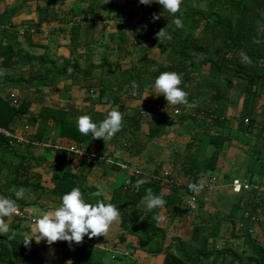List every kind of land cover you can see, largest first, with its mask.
I'll list each match as a JSON object with an SVG mask.
<instances>
[{
    "label": "trees",
    "instance_id": "1",
    "mask_svg": "<svg viewBox=\"0 0 264 264\" xmlns=\"http://www.w3.org/2000/svg\"><path fill=\"white\" fill-rule=\"evenodd\" d=\"M69 1L71 8L63 12V6ZM6 2L0 0V127L14 133L20 129L31 142L57 145L60 139H65L82 149H89L97 138L93 139L91 134L83 135L78 130L80 116L75 115L73 107L57 109L46 104V88L52 93L62 82L73 80L81 85L84 82L88 93H93V83L99 81L101 85L96 102L100 104L106 100V103L117 106L124 100H140L146 87L154 86L161 72L176 71L182 74L181 87L189 94L186 104H168L176 120L167 121L160 116L146 134L141 129L148 116L142 114L146 107L143 106L132 117L125 118L121 130L113 139L121 138V148L140 155L144 142L160 138L169 125L188 126L191 136L189 146L194 147L200 156L206 148L213 149L209 158L203 161L196 153H190L180 168L174 167L178 176H188L192 183H197L203 174L214 175L222 150L230 140L222 133L230 123L226 111L243 98L239 131L250 137L249 164L256 167L248 180L250 183L264 181V125L255 130L259 99L264 93V0H183L180 11L174 14L183 20V28L176 27L173 14L163 10L158 2L143 5L139 0H127L126 4L138 6L142 17L135 24L131 23L133 18H128V24L121 21L117 32L107 41L105 38L96 39V28L103 19H117L113 14L121 13L128 6L119 5L118 0H15L2 10L1 5ZM33 2L36 3L37 21L17 25L14 19L30 10ZM154 15H158L159 19L154 20ZM56 21L70 26L69 30H63V34L70 41L72 60L54 59L49 47L44 48L34 41V35L40 34L44 23ZM165 27L172 38L159 40L157 33ZM95 47L103 48L98 63L94 60ZM37 48L45 53L39 55ZM156 50L159 51V62L150 58ZM245 55L250 62L244 59ZM233 83L238 84L235 100L229 96V92L234 90ZM164 107L163 104L157 109L155 105L151 109L162 110ZM176 111L178 114H175ZM86 114L97 122L105 119L102 112L95 110ZM34 148L33 144L12 145L9 139L0 135V175L3 170H8L4 183L0 184V196L17 199L21 213L26 214L27 208L39 204L44 195L51 196L58 207L63 194L78 187L90 203L103 200L106 204L116 205L120 209L124 233L137 237L138 244L148 255H163V264H217L219 259L229 257L230 260H224L223 264H264V247L256 236L249 233L251 221L242 219L239 229H236V213L243 211L258 215L257 212L262 211V194L255 191L243 194L230 216L233 222L230 239L243 240L250 251L247 256V249L242 252L238 248L233 250L230 243L224 244L222 249L217 247L227 219L222 220L218 215V219L205 220V203L197 196L196 209H188L181 190L190 196L195 195V191L189 186L178 187L176 175L169 174L167 177V180L175 181L172 184L164 182L163 174L149 176L140 170L142 173L134 174L128 183L118 185L113 190V199L107 202L103 194L99 197L95 195L99 189L87 188L67 168L55 171L54 189L46 191L40 182L30 183L31 171L39 162ZM51 149L55 150L45 149V156L52 155ZM55 153L58 161L67 156L64 151L55 150ZM14 156L19 160L16 165L13 164ZM110 167L117 171L121 169L116 161ZM140 180L144 183L138 185ZM11 187L17 190L8 192ZM21 187L31 191L35 200L17 198L15 193ZM149 189L165 199L171 221L175 222L184 214L186 218H194L191 221L194 227L184 235L188 240L180 236L168 239L167 231L158 226L159 208L145 214L139 207L140 202L147 199ZM22 221L12 224L8 232L0 234V264H28L29 260H35L37 264H63L60 260L44 258L35 248L34 241L30 245L24 244L25 239L20 237V233L24 232ZM25 231L31 233L29 229ZM120 241L124 242L125 238L121 237ZM60 246L64 259L70 260L71 264H136L129 256H108L83 241L78 244L72 242L71 245L63 241ZM112 256H115L114 259Z\"/></svg>",
    "mask_w": 264,
    "mask_h": 264
},
{
    "label": "crops",
    "instance_id": "2",
    "mask_svg": "<svg viewBox=\"0 0 264 264\" xmlns=\"http://www.w3.org/2000/svg\"><path fill=\"white\" fill-rule=\"evenodd\" d=\"M104 1L109 2L111 0ZM126 2L127 0H118V4L122 6H127L128 4H126ZM32 4H34V9L31 10L30 8L31 11L28 10L27 12L20 14L21 16H24L28 13L27 19H24L21 23H17V21L14 20L17 25L22 26L23 22L34 20L37 21L38 17L36 13V3L33 2ZM67 7L63 8V12L69 9L70 6ZM107 15L108 13L106 14V16ZM114 15H116L118 18L115 20L103 19L102 21H100V23H98V26L96 28L97 40L105 38L104 40L107 41L109 36L117 32V27L121 21H125V23L128 24V18H133V21L131 23L135 24L136 21L142 17V13L140 12L138 6H135L134 4L128 5L125 9H122L121 13L116 12L115 14H113V16ZM65 29L69 30L70 26H63L60 24V22L57 21L51 22L50 24L44 23L40 34L34 35V41L39 43L40 46L42 45L44 48L49 47V53L51 54L52 58L57 59L58 57H60L61 59L72 60V54L69 51L70 41L68 37L65 38L63 34V30ZM47 32H53L51 33L53 34V41H51V37H48ZM51 42H53L54 44H52ZM63 48L68 52L67 55L59 54L58 56H55L56 54H52L53 49ZM36 50L39 55L45 53L41 48H37ZM102 51L103 48H96V58L94 59L96 63L100 62L103 54ZM154 52H157V55L154 56L152 53L150 55V58L153 61L156 60L157 62H159V51L156 50ZM126 67L127 66H124V68ZM93 85V93H88L86 84L84 82L81 85L74 82L73 80L62 82L52 93L48 88H46L44 90L47 96L46 98L48 100H46V104H49V106L57 109H69V107H73L75 115L78 117L92 110H95L96 112H102L106 118L108 113L111 110L115 109L122 112L123 121L125 120V118L132 117L135 111L142 109L143 106H147L148 104H151L153 106L164 104L165 107L164 109L162 108V110L151 109L149 115L142 123V132L146 134L149 132L151 124L157 123L159 121L160 116H164L167 121L171 119H173L174 121L176 120V117H174V115H172L171 113V109L168 108L171 105H168L165 97L161 96L162 94L158 96L155 95L153 86L146 87V90L140 96V100H132L131 102H134L132 106H130L129 102L126 100H124L117 106H112L111 104L106 103V100H104L100 104L96 102L99 96L101 83L97 81L93 83ZM233 86L234 90L229 92V96L232 97V99L234 98L235 100V87H237L238 84L233 83ZM260 99H262L264 102V93L262 94ZM242 111L243 98L240 99L239 103L236 106L230 107L226 111V117L230 123L227 126V129H225L224 131L222 130V133L225 134L226 137H229L230 140L226 143L224 149L222 150L217 169L212 176L217 178L216 184L212 186L211 189L207 188L209 179L212 175L211 173L203 174L200 180L195 183L200 186V190L198 192H195L194 194L200 199L202 198L205 203L204 211L206 215H204L203 217L205 220L218 219V215L221 217V215L223 214L226 216L228 215L227 217H229V220H231L230 216L240 200V196H236L235 194H233L231 190V182L234 179H239V174L242 169L248 168L246 170H253L252 165L248 164V152L250 149L248 141L250 140V137L248 135L244 136L243 132L239 131V123L241 121L240 119ZM190 112H193V110H190ZM256 120L257 123L255 126V130L258 131L262 128V125H264V104H258ZM186 130H189V127L186 125L182 127L169 125L166 129V132L160 138L153 139L148 143H146V141L144 142V150L140 155L131 154L130 152L121 148V138L113 139L112 137L111 139L105 141L102 138H97V140L91 145V147L89 149L85 148V150L91 151L95 155L104 157L106 159L104 162H88L85 160H80L67 151H64L67 153V156H65L61 161H58L57 155L55 153V148V150L51 149V156H45L46 148H34V155L38 157L39 164L36 163V167L31 171L30 183L36 184L37 182H40L41 186L45 188L46 191H51L54 189L53 175L55 171L59 169L62 170L69 168L71 169V172L73 174L77 175L80 178L82 184H84L87 188L95 187L99 189L107 202H110L113 199V190L120 184L123 185L125 183H128L130 178L133 177L134 171L136 169L142 170L144 174L149 176H152L153 174L164 175V172H170V174H172L174 177L177 176L175 180L181 181L184 186H189L190 184H192V180L189 179L188 176H178V172L174 167L180 168L179 166L182 163H185L184 160L190 153H196V156L199 157L200 161H203L205 158L201 157L200 153L196 151L194 147L189 146L191 136H189L190 134L187 135ZM17 133L22 134L20 129ZM48 144L52 145L51 142H48ZM73 145L76 146V144L71 141L60 139L57 145L52 146L68 147ZM190 149L192 151H190ZM12 154L15 155L14 152H12ZM41 157H44L45 159H41ZM115 161L121 165V169H119L118 171L113 170L110 167V165H113ZM17 163H19V160L16 156H14L13 164L16 165ZM7 174L8 170H3L2 174L0 175V184L4 183V178L7 176ZM250 175L245 173V181L249 182L248 179ZM102 187L105 189V191H103L104 189L102 190ZM15 190H17L15 187H11L7 191L11 193ZM182 191L183 190H181V193ZM165 193H167V189L165 190ZM21 198H27L30 201H34L35 195L32 194V192L29 190H24V195ZM50 198L51 196L49 195H47L46 197L44 196L39 201V204L27 208L25 210V213L33 218H36L46 213L47 211L56 208L57 204L52 201V198ZM209 199H212L213 202L209 201ZM225 199L228 200L227 203L231 201L230 206L227 203L224 204ZM146 205L147 199L142 200L139 204V207L144 210L145 214L155 212L156 209L149 210ZM220 205L228 207V212L224 213L223 211H221L223 206L219 207ZM260 206L261 209H264V203H262ZM32 208H36L34 209V211L36 212L31 211ZM159 216H163L164 219H159L158 226L167 231L168 239H171L175 236H180L184 240H188V237L184 235H186V231L194 227L191 223V221L194 220L193 217L190 218V216H188L186 218L184 214V217H178L176 221L173 222L171 221V216L170 214H168V209H166V207L163 210L159 209ZM253 216H257L258 218H260V221L258 223L253 222L251 220V217ZM248 219L251 221V229L255 231L254 236L257 237L258 242L264 247V220L261 218V216L255 214L248 216ZM5 220H7V217H5ZM18 221L22 220L20 217L15 215L9 222L8 231L10 230L11 225L14 223H18ZM200 222L201 218L198 219V223ZM32 225L33 223L29 220L22 221L21 227L22 229H24V232L20 233V237L22 239H25L27 236L31 235V233H26L25 229H29L31 231ZM236 225H238L236 228L238 230L239 224L236 223ZM182 226L184 227L181 228ZM170 228L174 229L172 235L169 234ZM232 229L233 227L231 226V230L229 233L230 237L232 235ZM121 237L125 238L124 242L120 241ZM84 240L88 241L89 244H91L94 248L106 252L108 256L129 253V257H131L132 261H135L136 264H163L164 262L163 255H160L158 257L148 255L138 244L137 237L124 233L121 227V220H119V222L109 230L107 235H99L92 238H89L87 235H85ZM32 241H34L35 248L39 249L41 255L44 258L51 261L60 260L63 264H68V262L70 261L64 259V251L60 246L63 241H56L52 245L47 244L46 241L43 240L37 243L34 238ZM246 252L247 254L245 255H250V251L248 249L246 250ZM28 262V264H37L35 260H29Z\"/></svg>",
    "mask_w": 264,
    "mask_h": 264
},
{
    "label": "clouds",
    "instance_id": "3",
    "mask_svg": "<svg viewBox=\"0 0 264 264\" xmlns=\"http://www.w3.org/2000/svg\"><path fill=\"white\" fill-rule=\"evenodd\" d=\"M168 13L173 14V23L177 28H183V20L175 16L180 11L183 0H156ZM140 4L150 5L153 0H139ZM153 19H159L154 15ZM158 39H171L172 35L167 27L157 33ZM245 60L250 59L245 55ZM183 83L182 74L176 71H164L154 82L155 95H163L171 105L186 104L188 93L181 87ZM123 115L119 110H111L103 121H94L88 114L82 115L77 120L78 130L83 135L91 134L92 138H102L104 141L111 139L122 128ZM144 181H137L143 184ZM195 192L200 190V186L195 183L189 185ZM24 189L21 187L16 191L15 196L21 198ZM96 196L102 193L97 191ZM149 210L161 209L166 207V201L162 195H157L151 189L147 192V205ZM19 212L17 199L0 196V234H4L9 229V222ZM7 217V220H5ZM157 219H164L158 216ZM120 220V209L112 204L105 203L103 200L95 204L87 201L80 188L74 187L70 192L63 194L61 203L58 207L47 211L33 220L31 235L25 238L24 244L30 245L33 238L37 243L46 241L52 245L56 241H67L81 243L85 235L89 238L99 235H107L109 230ZM71 261L68 262L70 264Z\"/></svg>",
    "mask_w": 264,
    "mask_h": 264
},
{
    "label": "built area",
    "instance_id": "4",
    "mask_svg": "<svg viewBox=\"0 0 264 264\" xmlns=\"http://www.w3.org/2000/svg\"><path fill=\"white\" fill-rule=\"evenodd\" d=\"M153 106L151 104H148L145 109L143 110L142 114L144 116L149 115L151 108ZM157 109L161 108V105H156ZM175 114H178V112L176 111ZM0 135L4 136L5 138L10 140V143L12 145H30L33 144V146H35V148H55L56 150H60V151H67L68 153L72 154L74 157L80 159V160H85L88 162H102L105 161L106 159L102 156H98L95 155L93 152L82 149L78 146H52L48 143H44V142H31L27 137L24 136V134H20V133H14L11 130H8L6 128L0 127ZM142 172L140 170H135L134 174H141ZM170 172H164V175L162 176V178H165L164 182L166 183H172L175 184V181H170L167 180V177L169 176ZM217 182V178L216 177H211L209 179V184L207 186L208 189H211L212 186H214ZM176 185L182 186L183 184L179 181L176 182ZM231 190L233 192V194H235L236 196H242L245 193L251 192V191H255L258 192L262 195H264V181H255L253 183H250L248 181H241L240 179H234L231 182ZM182 193H184V201L186 203V206L188 207V209L190 210H195L197 207V198L195 195H186L184 190L182 191ZM18 217H20L22 220H29L30 222L33 223V220L35 218L29 216L28 214H24L21 212H18L16 214ZM251 220L253 222H259L260 218H258L257 216H253L251 217ZM249 233L254 235L255 231L253 229L249 230ZM83 242L89 243L88 241L83 240ZM125 256H129V253H124ZM115 256H112V259H114Z\"/></svg>",
    "mask_w": 264,
    "mask_h": 264
},
{
    "label": "rangeland",
    "instance_id": "5",
    "mask_svg": "<svg viewBox=\"0 0 264 264\" xmlns=\"http://www.w3.org/2000/svg\"><path fill=\"white\" fill-rule=\"evenodd\" d=\"M155 1L156 0H153V3H155ZM13 3H15V0H7V2L5 3V4H2L1 5V9L3 10L5 7H6V5L7 6H10V5H12ZM153 3H151V4H153ZM67 6H70L69 8H71V6H72V4L70 5V2H68L67 4H65L64 6H63V8H66ZM68 8V7H67ZM32 9H34V4H32L31 5V10ZM30 10V11H31ZM27 12V11H26ZM28 14V13H27ZM27 14H25L24 16L22 15H19L17 18H15L14 20H16L17 21V23H21L24 19H27L28 18V15ZM22 30V29H21ZM24 30V29H23ZM22 32V31H21ZM51 33H53V32H51ZM50 32H47V34H48V37H51V41H53L52 40V37H53V34H51ZM52 44H54L53 42H51ZM54 46V45H53ZM157 52H153V55L154 56H156L157 54H156ZM52 54H56L55 56H58L59 54H64V55H67L68 54V52L63 48V49H53V52H52ZM67 57V56H66ZM59 58V57H58ZM57 58V59H58ZM61 61V60H60ZM3 76V75H2ZM161 96H163V95H161ZM132 101V100H131ZM131 101H128L129 102V105L130 106H132L133 105V103L134 102H131ZM262 104H264V102H263V100L262 99H259V105H262ZM128 109V108H127ZM125 114H126V112H125ZM123 115V114H122ZM187 131V135H189V130H186ZM186 135V134H185ZM190 136V135H189ZM188 136V137H189ZM188 137H186V138H188ZM250 139V138H249ZM207 149V150H206ZM205 150L206 151H203V153H201V157H203V158H205V159H207V158H209V156H210V152H211V150H212V147H208V148H206ZM250 150V149H249ZM248 162H250V159L248 158ZM249 164V163H248ZM251 164V163H250ZM252 165V168H253V170H251V171H249V170H246V169H248V168H244V169H242V171L240 172V174H239V179L241 180V181H245V173H247L248 175H252V173H253V171H254V167L255 166H253V164H251ZM256 166H258V165H256ZM256 168V167H255ZM250 173V174H249ZM120 182V181H119ZM118 182V183H119ZM118 185V184H117ZM104 188L102 187V190H103ZM103 191H105V189L103 190ZM224 194V193H223ZM45 197L47 196V195H44ZM264 196V195H263ZM243 196H240V199L242 198ZM209 201H212V199H209ZM227 199H225L224 200V204L225 203H227ZM264 201V200H263ZM213 202V201H212ZM244 202V201H243ZM230 203H231V201L229 202V203H227V204H229V206H230ZM261 204V203H260ZM223 205H220L219 207H222ZM34 209H36V208H32L31 209V211H33V212H36V211H34ZM228 207H224L223 206V208H222V210L221 211H223L224 213L225 212H228ZM213 213V212H212ZM237 214V220H238V224L239 223H241L242 222V219H245V220H248V216H250V213L248 212V213H244L243 211H240V212H238V213H236ZM257 214L259 215V216H261V218L264 220V209H262V211H258L257 212ZM228 216V215H227ZM226 215H221V218H222V220H226V219H228L226 222H224V224H223V226H222V233H221V235H220V237H221V239H219L218 240V243H217V247L218 248H220V249H222V248H224V244H226V243H230L231 245H233V247H234V249L233 250H236L237 248H238V250H239V252H242V251H244L245 249H248V247L245 245L244 246V241L243 240H240V241H238V240H233V239H230L231 237L229 236V233H230V230H231V226H232V222H231V220H229V217H227ZM190 218H192V216H190ZM173 231H174V229L173 228H170V230H169V234L170 235H172V233H173ZM240 246V247H239ZM217 248V249H218ZM230 258L231 257H229L228 259H224V258H221V259H219V262L217 261V264H223L224 263V260L226 261H229L230 260Z\"/></svg>",
    "mask_w": 264,
    "mask_h": 264
}]
</instances>
